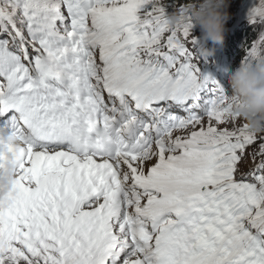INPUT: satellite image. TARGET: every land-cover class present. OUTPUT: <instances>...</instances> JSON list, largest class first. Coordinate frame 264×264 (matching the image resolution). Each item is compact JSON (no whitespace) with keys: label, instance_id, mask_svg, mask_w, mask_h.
<instances>
[{"label":"snow or ice","instance_id":"1","mask_svg":"<svg viewBox=\"0 0 264 264\" xmlns=\"http://www.w3.org/2000/svg\"><path fill=\"white\" fill-rule=\"evenodd\" d=\"M180 3L0 0V135L25 144L0 264H264V134L168 26ZM248 23L241 60L264 0Z\"/></svg>","mask_w":264,"mask_h":264},{"label":"clouds","instance_id":"2","mask_svg":"<svg viewBox=\"0 0 264 264\" xmlns=\"http://www.w3.org/2000/svg\"><path fill=\"white\" fill-rule=\"evenodd\" d=\"M165 0H155L156 6ZM230 0H182L166 17L170 28L191 23L199 28L193 54L197 59L215 55L225 43ZM231 89L232 115L247 123L254 134H264V54L244 57L238 66L226 70ZM10 146V147H9ZM24 141L14 133L0 135V207H8L16 194L15 182Z\"/></svg>","mask_w":264,"mask_h":264},{"label":"rangeland","instance_id":"3","mask_svg":"<svg viewBox=\"0 0 264 264\" xmlns=\"http://www.w3.org/2000/svg\"><path fill=\"white\" fill-rule=\"evenodd\" d=\"M252 6H253V0H230V8H229L230 18L227 21L225 37L228 36L227 33L229 30L233 29L235 26L237 27V25L244 24V30L246 32V37L242 38V43L244 46H246L245 44L251 42L253 35L257 32V29L252 27L248 23V13H249V9ZM193 31L195 35L198 37L199 28L193 26ZM242 35H243V32H242ZM225 40L227 39L225 38ZM246 49L247 48L241 49L240 52L242 54V57L245 54ZM240 60L236 59V63L234 62V64H238Z\"/></svg>","mask_w":264,"mask_h":264},{"label":"trees","instance_id":"4","mask_svg":"<svg viewBox=\"0 0 264 264\" xmlns=\"http://www.w3.org/2000/svg\"><path fill=\"white\" fill-rule=\"evenodd\" d=\"M173 2H175V0H173ZM239 26H241V27L236 31V33L234 35L228 37L227 42L229 44H227V42H226V44L228 45V48L230 49V55H232L235 52L237 54L239 60H240V58L242 57V54L240 53L241 49L247 48L249 43L245 44L246 46L243 45L242 38L246 37V32L244 30V24L239 25ZM242 32H243V35H242ZM238 35H240V36H238ZM237 45H240V47L238 48Z\"/></svg>","mask_w":264,"mask_h":264}]
</instances>
